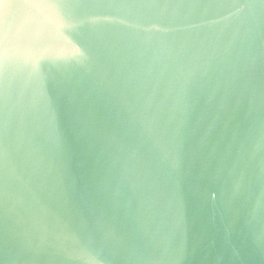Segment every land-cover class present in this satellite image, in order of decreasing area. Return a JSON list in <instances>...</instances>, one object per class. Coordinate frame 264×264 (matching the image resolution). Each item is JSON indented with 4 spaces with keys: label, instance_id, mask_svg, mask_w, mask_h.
I'll return each mask as SVG.
<instances>
[{
    "label": "water",
    "instance_id": "95a60500",
    "mask_svg": "<svg viewBox=\"0 0 264 264\" xmlns=\"http://www.w3.org/2000/svg\"><path fill=\"white\" fill-rule=\"evenodd\" d=\"M0 264H264V0H0Z\"/></svg>",
    "mask_w": 264,
    "mask_h": 264
}]
</instances>
